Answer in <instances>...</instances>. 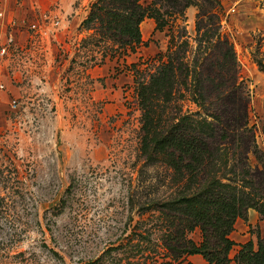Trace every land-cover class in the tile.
<instances>
[{
    "label": "rangeland",
    "instance_id": "374dc122",
    "mask_svg": "<svg viewBox=\"0 0 264 264\" xmlns=\"http://www.w3.org/2000/svg\"><path fill=\"white\" fill-rule=\"evenodd\" d=\"M9 1L0 0V264H206L163 245L171 234L198 241L199 229L158 203L177 187L164 162L140 155L137 84L178 59L172 110L212 121L229 95L243 138L213 143L208 174L232 184L242 159L264 195V0ZM106 10L143 14L140 37L118 35ZM205 27L213 37L200 41ZM222 39L238 88L201 99L198 80H217L206 65Z\"/></svg>",
    "mask_w": 264,
    "mask_h": 264
},
{
    "label": "trees",
    "instance_id": "16d2710c",
    "mask_svg": "<svg viewBox=\"0 0 264 264\" xmlns=\"http://www.w3.org/2000/svg\"><path fill=\"white\" fill-rule=\"evenodd\" d=\"M104 13L110 16L108 27H112L111 19L117 22L118 35L140 37L138 23L143 14H124L116 10ZM201 27H196L198 32ZM213 34L211 28L205 27L200 33V41L213 37ZM215 46L216 60L214 65H206V71L218 70L217 80L215 72L211 76L207 74L203 82L198 80V86L203 88L202 94L201 90L198 92L201 99H206L205 95L214 90L230 89L229 92H233L238 88L232 45L222 39ZM182 66L178 59H170L151 73L147 81L138 82L136 96L141 109L139 151L145 162L162 161L171 169L177 191L171 198L158 202L159 205L190 219L199 229L198 241L171 234L163 240V245L177 255H200L207 264H228L234 245L229 235L235 221H246L249 208L264 219L262 182L257 172L249 169L242 159L236 163L239 169L233 170L232 184L208 174V168L215 160L214 152H217L213 143L220 137H226V143L231 145L235 143V137L242 140L239 131L242 125L236 120L242 116V108L237 103L234 105L229 95H222L216 113L210 114L212 121L196 120L185 112L172 110V105L175 107L174 88ZM223 72L229 75H223ZM188 120L193 123L187 126ZM242 143L245 147V141ZM234 260L238 264H264V237L258 233L255 242L247 240L240 244Z\"/></svg>",
    "mask_w": 264,
    "mask_h": 264
},
{
    "label": "crops",
    "instance_id": "0c3cea01",
    "mask_svg": "<svg viewBox=\"0 0 264 264\" xmlns=\"http://www.w3.org/2000/svg\"><path fill=\"white\" fill-rule=\"evenodd\" d=\"M15 2H16L15 0H10L9 2H7L9 9L16 8V4H14ZM18 9H21V7H18ZM256 225H258L259 227L260 236L264 237V219H262L260 214L253 208L248 209L246 221L242 219H237L235 221L234 228L229 235L230 238L234 241V245L231 250L234 253V255L236 254V251L239 248L240 244L246 242L247 240H252L253 242L256 241L257 233L252 231ZM190 256H196L202 258L200 255H196V254ZM229 257H231L230 254ZM203 261L206 263L204 259ZM233 262H235L234 259Z\"/></svg>",
    "mask_w": 264,
    "mask_h": 264
},
{
    "label": "built area",
    "instance_id": "2783aa9c",
    "mask_svg": "<svg viewBox=\"0 0 264 264\" xmlns=\"http://www.w3.org/2000/svg\"><path fill=\"white\" fill-rule=\"evenodd\" d=\"M0 18H1V20L4 19V9H0ZM9 20H10V21H9L8 26L11 27L12 24H13V21H12L11 19H9ZM5 21H7V20H5ZM2 22H3V21H2ZM43 22H44V20H43ZM51 23L54 24V25H57V24H59V19H58V18H53V19L51 20ZM13 25H14V24H13ZM28 27H29L30 29H33V30H38V29H39L38 23H36V22H31V23L28 25ZM12 39H13L12 36H10L9 38H7V42L12 41ZM0 88H3V84H0Z\"/></svg>",
    "mask_w": 264,
    "mask_h": 264
}]
</instances>
